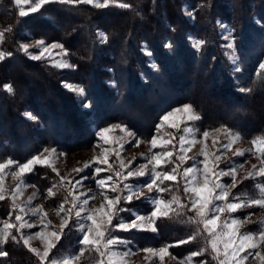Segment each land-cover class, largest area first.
<instances>
[{"label":"trees","instance_id":"trees-1","mask_svg":"<svg viewBox=\"0 0 264 264\" xmlns=\"http://www.w3.org/2000/svg\"><path fill=\"white\" fill-rule=\"evenodd\" d=\"M117 1L131 7L49 3L20 17L12 0H0L1 46L13 52L0 61V161L6 157L23 161L43 146L67 150L87 146L93 139L92 124L119 121L147 137L162 112L183 102L197 110L201 127L223 124L247 137L264 132V70L258 67L264 56V0ZM183 2L192 6V20L184 15ZM217 19L226 20L234 30L240 72H231L217 44ZM8 28L12 31H5ZM97 31L108 36L107 43H100ZM188 34L207 42L202 52L189 46ZM31 39L64 44L76 67L61 70L29 59L18 45ZM166 41L174 45L171 52L164 47ZM143 45L158 71L147 68ZM65 81L83 87L92 100L91 126L78 97L63 86ZM110 81L117 82L118 90ZM5 84L13 85L14 94L4 90ZM240 87L253 91L241 93ZM25 112L37 119H27ZM27 178L41 190L55 182L44 166H36ZM168 222L158 223L156 232L129 236L140 246H161L191 232L184 222ZM73 236L62 239L50 257L75 248ZM2 247L8 256L0 257V264H37V257L21 242Z\"/></svg>","mask_w":264,"mask_h":264},{"label":"snow or ice","instance_id":"snow-or-ice-1","mask_svg":"<svg viewBox=\"0 0 264 264\" xmlns=\"http://www.w3.org/2000/svg\"><path fill=\"white\" fill-rule=\"evenodd\" d=\"M19 7L22 4H29L30 0H14ZM49 3L60 4H92L97 8H107L110 4L117 3V0H35L27 10L19 11L20 17L28 16L30 13L38 12L43 5ZM118 7L130 8L127 3H118ZM191 16V12L188 13ZM223 30L222 38L226 41L222 47L231 50V53H225L229 56L233 64V71L240 72V57L236 55L237 37L233 35L234 30L224 25L222 21H217ZM259 23V21H257ZM5 31L11 32L8 28ZM100 43H107L108 36L100 31L97 33ZM192 47L198 52H202L206 41L203 39L192 40ZM4 42V31H0V43ZM165 49L171 52L174 45L171 41L164 43ZM31 48L38 49V52H30ZM146 50V45L144 46ZM50 49H59L66 57L68 55L64 44L53 42L46 44L44 39H36L34 44L20 43L18 51L23 52L33 61H40L46 55L50 56ZM146 54L151 56L150 51ZM11 51H0V61L12 57ZM214 60L215 57H212ZM53 67L59 69H74L75 64L70 63L67 59H60L53 64ZM151 67L158 71L159 66L152 64ZM259 69L264 70V60L258 64ZM111 71V69H109ZM264 76V72L261 73ZM142 79L147 83L146 78L141 74ZM111 87H116V81L109 82ZM4 90L10 94H14L12 84H5ZM70 90L75 92L81 101V106L85 109L92 108V100L88 97L86 90L81 86H72L65 84ZM241 93L251 94V87H240ZM24 115L30 120H36L37 117L30 112ZM201 120V116L196 112L190 103L182 104L166 111L160 117V123L156 125V133L150 141L149 155L144 156L145 163L133 166V161L125 163L119 160L120 150H123L124 143H131L135 140L133 146H138L141 141L136 139V134L131 131L124 123L108 124L99 128L96 136L102 140L105 145L114 144L118 147L112 148V154L119 160L118 165H112L109 162V149H102V158L94 156L92 161L86 162L83 168L74 169L75 172L82 173L85 169H89L90 163L94 167L93 176L95 177V188L100 190L102 202L97 206L95 204V195L91 194L93 189L83 183L86 177L75 179L74 181L65 180L60 176L58 170L53 165L50 158L41 159L40 155H35L24 163H20L11 158L0 162V201L6 199L4 178L5 170L15 166L16 171L11 175L18 182L15 190L9 194L12 201L11 207L19 214L15 216V223L3 222L0 227V245L23 242V245L37 257V264H80L85 253L92 254L94 264H126L123 257H127L130 251L120 253L115 249L118 245L127 243L114 234V229L122 232H130L132 230H151L157 231L155 221L161 216L171 219L172 216L178 218H186V223L193 225V231L187 240H180V244L195 241L200 236H205L208 247L193 251L179 261V264H191L192 258L203 255L210 248L214 258L219 264H244L249 258L246 250H253L252 258H259L264 264V255L259 250L264 246V231L259 233L239 232V227L248 219L246 216L243 220L232 218L230 221L223 217L231 216L237 213L242 207L256 205L264 208V186L260 187V198L241 199L231 193L230 189L237 187V168H242L243 163L237 164L234 158H229L225 167H220L222 156H226L227 152L232 151L233 157H243L245 152L240 149L233 150V145L241 138L239 132H234L226 125H220L211 129L212 133H222L226 142H221L213 137V146L215 151H210L206 141L210 136L209 130H204L197 139L198 130L189 126V122ZM167 125L174 128L180 135L169 134L167 137L159 136L160 129ZM181 125H183L181 127ZM119 129L121 136H109V133ZM131 138L125 141L124 137ZM253 148L260 155V167L258 171L249 172L244 179H248L254 175L264 178V136H258L251 141ZM195 144H200L198 156H189ZM218 145V146H217ZM160 148L161 151L153 152L152 149ZM44 152L49 153V157L57 153L56 148H45ZM63 154V153H61ZM143 155V154H142ZM202 157V159H198ZM35 165H42L51 168V171L59 177L51 187L46 189L45 199L55 207L53 211L59 217V223L53 224L48 218V211L44 210L43 205L30 207L36 193L29 197L24 205L16 203L17 197L21 193V189L25 185V176L33 171ZM98 165H108V167H100ZM253 169L257 165H252ZM108 173L101 177V173ZM230 177L231 183L221 181V177ZM143 178V179H140ZM165 182H172L171 186ZM182 182V183H181ZM91 183V182H89ZM66 185H80V190L70 187L67 189L62 202H58L57 189L64 188ZM35 187V185H33ZM147 190L148 195L145 193ZM169 193L170 198H162L161 194ZM57 197V199H52ZM133 200H148L152 204V210L149 216L145 217L132 211L125 205H131ZM90 201L93 203L90 204ZM67 205V206H66ZM32 213V218H39V224L26 221L24 216L28 212ZM128 212L131 217L125 220L120 213ZM251 214L249 213V216ZM39 227V231L31 234H25L22 230L25 228L32 229ZM15 229L16 234L13 233ZM47 230V231H46ZM79 232L80 236L77 240L78 251H69L68 254L58 258H51L52 249L57 244L69 237V235ZM206 234V235H205ZM35 238L43 244V249L31 246V241ZM234 238L236 240L234 241ZM238 241V242H236ZM170 245H165L159 249L144 248L143 252L150 253L152 257L158 258L161 264H164L165 256L169 255L168 249ZM246 254L241 256V253ZM8 256V252L0 249V257ZM173 259H176L173 257Z\"/></svg>","mask_w":264,"mask_h":264},{"label":"rangeland","instance_id":"rangeland-1","mask_svg":"<svg viewBox=\"0 0 264 264\" xmlns=\"http://www.w3.org/2000/svg\"><path fill=\"white\" fill-rule=\"evenodd\" d=\"M12 1L14 3V0H12ZM34 3H35V0H30L29 4H22L19 7L15 3H14V5L17 7L18 12H19L21 9L27 10ZM118 3H120V2L117 1V3L110 4L109 6H111V5L117 6ZM88 5L93 6L92 4H88ZM182 9H183L184 15L189 20H192L193 19L192 6L189 5L187 2H183V8ZM189 12H191V16L188 15ZM31 14H33V13H30L29 15H31ZM252 19H253L254 24H257V25L259 24V23H257V21H258L257 18L254 17ZM217 21H222V23L224 25L233 29L231 27V24L229 22H227L226 20L217 19ZM217 21H216L217 38H218L217 44L222 49L221 52H222L223 57L225 58V62L229 63L228 64L230 67L229 69H231V72H234L233 71V64H232L231 60L229 59V56L225 54L226 52L230 54L231 50L222 47V45H224L226 43V41L222 38L223 30H222L221 26L217 23ZM98 32H100V31H97V33ZM233 35H234V33H233ZM190 36L192 37V40H198V39L193 34H188L186 37L189 46L192 49H194L192 47V41L189 40ZM35 40L36 39L21 41V42H19V44L20 43L34 44ZM53 42H56V41H53ZM53 42H46V44H51ZM1 45H2V43H0V51H4L2 49ZM144 46L145 45L142 46L141 52L146 57L147 68L154 70L151 67V65L152 64L157 65V63L153 59L152 55L149 56L146 54V51H149V49L146 47V50H145ZM30 52L36 53V52H38V49L31 48ZM236 55H237V53H236ZM60 59H67L71 63L70 57L68 55L65 57L63 55V53L60 52L59 49H50V56L46 55L45 58H43L42 60L46 61L47 64L53 66V64L55 62L59 61ZM262 60H264V56H263ZM56 69H59V68H56ZM61 70H65V69H61ZM259 70H261V69H259ZM65 84H69V85H72L74 87L79 86L78 84H75V83H72L69 81H65L63 83L64 87H65ZM65 88L67 90L73 92L68 87H65ZM73 93L77 96V94L75 92H73ZM185 103H188V102L180 103L174 107H178V106L185 104ZM79 104H80L79 107H81V109H83V111L86 112L84 114L85 121H87L91 126V124L94 120L93 114H92V108L91 109L83 108L81 106L80 99H79ZM174 107H171V108L167 109L166 111H169ZM166 111L162 112L157 117L155 124L151 128L152 133L147 137L140 136L139 134H137L131 128L128 127L131 131H133L136 134V139H139L141 141V143L138 146H133L135 144V140H131V143H124L123 150H120L119 160H123L125 163H127L128 161L131 160V161H133L134 167L138 166L139 164H143L146 162L144 159V156L149 155V149H150V144L147 143V141H150L152 136L157 134L156 133V125L160 123V117ZM196 112H197V110H196ZM216 116H220V115L218 114ZM91 117L93 118V120ZM211 117L215 118V115L211 114ZM199 121L189 122V126L194 127L198 130V132L196 134L197 139L200 138V135L202 134V132L204 130L207 129L210 131V136H209L208 140L206 141L210 151H215V147L213 146V143H212L213 137L217 138L221 142H226L225 137L223 136L222 133H212L211 132L212 128L219 127L220 125L215 126V127H211V128H205V127H201V124L199 125ZM115 123H122V122L112 121L108 124H115ZM108 124H105L103 126H100V125L96 126L95 124H92L93 139H92V142H90V144L87 146H84L81 148H75V149H71V150L58 148V147H52V146H43L36 153L29 156L27 159H24L23 161H18L14 158H11V159L18 161L20 163H24L28 159H30L31 157H33L35 155H40L41 159L50 158L52 160L53 165L58 170L60 176L64 177L65 180L74 181L75 179H80L81 177H86V180H84L83 183L86 184L88 187L93 189V192L91 194L95 195V204L98 206L102 202V197L100 195V190L95 188V183H94L95 177L93 176L94 167H92V164L90 163L89 169H85L84 172L79 173V174L77 172H75L74 169L83 168L84 164L86 162L92 161V158L94 156H100L102 158V156H103L102 149L103 148L109 149V153H110L109 162H110V164H112L114 166L119 164V160L116 158L115 155L112 154V148L118 147V146L111 144V143L108 145H105L103 143V141L99 140L96 136V132L99 130V128L105 127ZM182 126L183 125H181V127ZM233 131L237 132L235 130H233ZM169 134L178 136L181 133L177 132V130L174 128L168 127L167 125H165L164 127H162L160 129L159 136L167 137ZM121 135H123V134L120 133L119 129H116L113 132L109 133V136H121ZM240 135H241V138L233 145V150L240 149V150L245 152V155L243 157H233V152L229 151V152H227L226 156L221 157L220 167H222V168L225 167L229 158H234L237 164L243 163L242 168H239V167L237 168V187L234 189H230V191L233 195L238 196L241 199L260 198L261 193H260L259 189L261 186H264V178H261L258 175H254L248 179H244V177H246L249 172L258 171V169L260 167L261 157L253 148L251 141L258 136H264V132L262 134L256 135L255 137H247V136L242 135L241 133H240ZM124 139H125V141H128L131 138L125 136ZM45 148H49V149L56 148L57 153L52 155L51 157H49V153L43 151ZM200 148H201L200 144H195L192 147L191 151L188 153V155L189 156H198ZM151 151L159 152V151H161V149L156 148V149H152ZM61 153H63V154H61ZM6 159H9V158L6 157L5 159L1 160L0 162H4ZM198 159H202V157H198ZM254 164L257 165L256 169H253V167H252V165H254ZM36 166H42V165H35L34 168ZM98 166L104 167V168L108 167V165H98ZM44 167H46V166H44ZM47 168H49V167H47ZM49 169L51 170V168H49ZM13 171H16L15 166H12V168L5 170L4 188H5L6 199L3 201H0V227L3 226L4 221H8L9 223H15L16 222L15 216L17 214H19L17 211H14L12 209V207H11L12 201L9 198V194L15 190L16 184L18 182L11 175V172H13ZM29 174L30 173L26 174V176H25V185L26 186H24L21 189V193L17 197L16 203L18 205H24L27 202L28 198L33 196V193H36V197H35V199H33V202L30 205V207L34 208L38 204L43 205L44 210L48 211V213H49L48 218L53 222V224H58L60 218L57 217L55 215V212L53 211L55 205L51 204L48 200L45 199L46 189L41 190L34 183L28 181L27 177L29 176ZM107 174L108 173L102 172L100 174V176L103 177ZM53 179H55V182H56V181H58L59 177H57L56 174L53 173ZM140 179H143V178H140ZM221 181L229 183V184L231 183L230 177H227V176L221 177ZM89 182H91V183H89ZM165 183L168 184L169 186H171V184H172V182H165ZM33 185H35V187H33ZM70 187H74L75 189L80 190V185H66L64 188H58L56 190L58 202L63 201V197L66 194L67 189ZM145 193L148 194L146 189H145ZM148 195H151V194H148ZM161 195H162V198H165V199L170 198L169 193H164ZM57 197H54L52 199H57ZM91 203H93V202L90 201V204ZM125 207H129L132 209V211L137 212L139 215L147 217V216H149L153 206H152L151 202L148 200H143V201L133 200L131 205H125ZM249 213L251 214L250 216H249ZM31 216H32V213L29 211L27 213V215L24 216V219L30 223H34V224L38 225L39 224V218L37 217V218L30 219ZM120 216L123 217L126 221L134 218V217H131L128 212L120 213ZM246 216L248 217V219L245 220L244 223L239 227V232L242 233V232L247 231V232H251V233H259L260 231H264V208H260L256 205H252V206H248V207H242L241 209L238 210L237 213H234L231 216L223 217L222 220L226 219V220L230 221L232 218H239V219L243 220ZM171 220L176 221V223H178V224H180L179 222H184L185 224L190 225V224L185 222L186 218H178V217L172 216V218L169 219V218L161 216L159 219H157L155 221V226L157 227L158 223L162 224L163 226H168V223H169L168 221H171ZM190 227H191V232H188V233L181 235L180 240H187L188 239V236L192 233L194 226L190 225ZM39 230H40L39 227H37V228H32V229L25 228L22 231L27 235V234H31V233H33L35 231H39ZM134 232H150V233L152 232L153 233V231H151V230H135L134 229L130 232H122L118 229H114V234L116 236L120 237L122 240L127 242L123 245L116 246L114 250H116L120 253L127 252V251L134 253V254L128 255L127 257H123V259L126 261V264H161V262L159 261L158 258L152 257V255L150 253L143 252L142 249H144V248L159 249L160 247H163L165 245H170V247L168 249L169 255L165 256L164 264H179V261L184 259L188 255H190L191 252L198 251L200 249L208 247V245L206 244L205 236H200L197 238V240L189 241L188 243H185V244H180L179 243L180 240H178V241L167 240V242H165L164 244H161V246H159V245H157V246L156 245L140 246L139 244L135 243V241H133L129 236L130 233L132 234ZM13 233L16 234L15 229H13ZM79 236H80L79 232L74 233L73 237L76 240V243H77ZM235 240H236V238H234V241ZM236 242H238V241H236ZM9 243H11V242H9ZM30 243H31L32 247H36V248H39L41 250L43 249V244L39 240V238L33 239ZM21 244L23 245L22 241H21ZM23 247H25V249L28 250V248L26 246L23 245ZM78 247L79 246L76 244L75 248H72L71 250L62 252L58 256L50 257V259L51 258H58L62 255L68 254L69 251H74V252L78 251ZM2 248H4V247H2V245H0V249H2ZM259 250L261 251V254L264 255V246H261V248ZM252 251L253 250H251V249L246 250L247 254L249 255V258L246 261H244V264H262V262L260 261V259L258 257L255 259L252 258V255H251ZM245 254H246L245 252H242L241 256H243ZM94 256H95L94 253H92V254L85 253L84 257H82V259H81L80 264H94V260H93ZM173 257H175L176 259H173ZM191 264H219V261L216 258H214V254L211 253V250L209 248V250L207 252H204L203 255L193 257Z\"/></svg>","mask_w":264,"mask_h":264}]
</instances>
